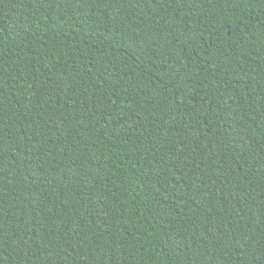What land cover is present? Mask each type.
Wrapping results in <instances>:
<instances>
[{
    "label": "trees",
    "instance_id": "1",
    "mask_svg": "<svg viewBox=\"0 0 264 264\" xmlns=\"http://www.w3.org/2000/svg\"><path fill=\"white\" fill-rule=\"evenodd\" d=\"M0 264H264V0H0Z\"/></svg>",
    "mask_w": 264,
    "mask_h": 264
}]
</instances>
